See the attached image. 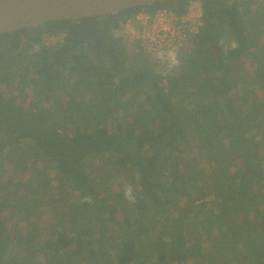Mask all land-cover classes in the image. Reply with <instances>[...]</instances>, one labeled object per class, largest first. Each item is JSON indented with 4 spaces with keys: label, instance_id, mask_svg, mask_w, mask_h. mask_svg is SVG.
Here are the masks:
<instances>
[{
    "label": "trees",
    "instance_id": "trees-1",
    "mask_svg": "<svg viewBox=\"0 0 264 264\" xmlns=\"http://www.w3.org/2000/svg\"><path fill=\"white\" fill-rule=\"evenodd\" d=\"M190 1L0 35V264H264V101L246 97L242 68L255 0H199L201 25L166 86L112 34L142 9L183 16ZM93 160L120 178L110 204L97 199ZM46 210L60 221L50 235L17 226ZM114 210L120 223L104 217Z\"/></svg>",
    "mask_w": 264,
    "mask_h": 264
},
{
    "label": "rangeland",
    "instance_id": "rangeland-1",
    "mask_svg": "<svg viewBox=\"0 0 264 264\" xmlns=\"http://www.w3.org/2000/svg\"><path fill=\"white\" fill-rule=\"evenodd\" d=\"M193 1H196V0H193ZM240 1H242V0H240ZM196 4H197V2H196ZM160 10H162V9H159V11ZM246 11H248V14L245 15V17H244L245 35H246L247 39L250 40V43H251V48L249 49V55L247 56L249 59H244V62H243L244 64L242 65V68L246 71V72H244V75L247 76V80H246L247 83L246 84L249 85L246 88V95H247L246 97L250 98V97L255 96L254 97L255 101L260 102V101H264V80L259 79L256 76L253 77L254 74H252V71L254 69L256 70V68L254 66V65H256V63L260 64V66L261 67L263 66L262 68H264V17H262V14L264 16V1L263 0H255L254 3H251L246 8ZM193 12L196 14V9H194ZM120 14L124 15L125 13H120ZM150 14L153 15L152 13H150ZM47 39H48L47 37L43 38L44 45H46L45 43H48ZM46 46H48V45H46ZM128 53L130 56H132V58L133 57L136 58L139 56L144 57L141 54H136L137 52H135L134 50H131V49L128 50ZM147 61H148V59H147ZM17 82L18 81L16 79L15 83L17 84ZM19 88H20V86L17 85L16 91H15L16 95L19 93ZM23 93L26 96L27 102H33L37 98L35 93L33 91H31L30 88L24 89ZM123 96H124L123 99L125 101L128 100L129 98L132 99V95L129 92H127V94H125ZM51 97L53 98L54 101L60 102L63 105H65V103L67 102V96H65V94H63L61 96V95L56 93V94H53V96H51ZM87 97H86V99H88ZM120 99H122V96L120 97ZM138 99H139L138 102L144 101V96L140 94ZM47 105L51 107V104L50 105L47 104ZM120 113L121 112H118L117 114H112L111 117L109 118L108 128L111 131H114L117 124L119 123V119H116L117 118L116 116L118 114L120 115ZM261 116L264 117V105H262ZM68 133H69V131H68ZM190 142H193V140L191 139ZM193 143H195V142H193ZM192 146L195 148V144ZM91 163L92 164H91L89 170H90L92 179L95 181L94 183L96 185V190H97V192H96L97 199H103L104 200L103 202L110 204V202L113 200V196H111V193L113 192V190L119 189L120 178H117L114 174V171L112 169H110L108 166L105 168L102 167L101 162L99 160H93ZM101 170H104L103 173L101 172ZM99 171L101 174L99 173ZM106 172L108 173L109 177L106 174ZM15 174H14V179L18 177V179H20L24 184L29 179V173H27V172H25L24 175L21 174V176H18V173L16 175ZM48 175L53 177V176H55V172L51 169L49 171ZM102 182H105V185L101 186ZM121 182H122V178H121ZM52 184L56 185V183H54V182ZM71 197L72 196H68L69 200H66L65 202H64V200L62 202H59L58 208H60V210H65L66 205L68 203H72ZM206 201L213 203L212 196L207 197ZM185 203H186L185 199L180 200L178 202V205L172 209L170 216L175 217V214H176L175 211L177 209L181 208V206L185 205ZM46 205H47V203H46ZM41 207L42 206H40V208ZM115 208L118 209L117 206H115ZM42 211H43V209H42ZM46 211L47 212H45V213L41 212L43 214H41L37 220L32 219L29 221V223H22L21 222L17 226L24 227V228L29 227L30 230H33V231L37 232V234H40V235H44V234L50 235L49 229L57 226L60 223V221L52 218L50 216L48 210H46ZM104 217H108L110 220H112L116 223H120L122 221V215L118 210H114L113 212H106L104 214ZM13 221L14 220L12 219V222ZM203 243H204L203 247L206 248L207 244H206L205 239H203Z\"/></svg>",
    "mask_w": 264,
    "mask_h": 264
},
{
    "label": "built area",
    "instance_id": "built-area-1",
    "mask_svg": "<svg viewBox=\"0 0 264 264\" xmlns=\"http://www.w3.org/2000/svg\"><path fill=\"white\" fill-rule=\"evenodd\" d=\"M197 2V4H196ZM196 9V14L193 10ZM201 25V4L199 0L190 1L187 13L177 16L162 9L151 15L142 9L136 15L122 21L112 34L121 38L128 50L143 55L153 66L161 86H166L170 67L168 53L174 52L179 63L180 56L191 48L189 34H195ZM48 46L62 41L64 34L44 35ZM44 43V42H43ZM176 64V65H177Z\"/></svg>",
    "mask_w": 264,
    "mask_h": 264
},
{
    "label": "water",
    "instance_id": "water-1",
    "mask_svg": "<svg viewBox=\"0 0 264 264\" xmlns=\"http://www.w3.org/2000/svg\"><path fill=\"white\" fill-rule=\"evenodd\" d=\"M169 0H0V35L48 21L114 15Z\"/></svg>",
    "mask_w": 264,
    "mask_h": 264
},
{
    "label": "clouds",
    "instance_id": "clouds-1",
    "mask_svg": "<svg viewBox=\"0 0 264 264\" xmlns=\"http://www.w3.org/2000/svg\"><path fill=\"white\" fill-rule=\"evenodd\" d=\"M168 59H169V61H170V67H175L176 66V64H177V59H176V55H175V53L174 52H169L168 53ZM131 188L129 187V188H127L126 189V195H130L131 194Z\"/></svg>",
    "mask_w": 264,
    "mask_h": 264
},
{
    "label": "bare ground",
    "instance_id": "bare-ground-1",
    "mask_svg": "<svg viewBox=\"0 0 264 264\" xmlns=\"http://www.w3.org/2000/svg\"><path fill=\"white\" fill-rule=\"evenodd\" d=\"M58 43V42H57ZM88 98V97H87Z\"/></svg>",
    "mask_w": 264,
    "mask_h": 264
}]
</instances>
